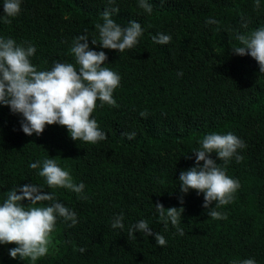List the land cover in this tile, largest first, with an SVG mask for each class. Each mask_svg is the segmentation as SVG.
Wrapping results in <instances>:
<instances>
[{
    "label": "trees",
    "instance_id": "obj_1",
    "mask_svg": "<svg viewBox=\"0 0 264 264\" xmlns=\"http://www.w3.org/2000/svg\"><path fill=\"white\" fill-rule=\"evenodd\" d=\"M147 2L151 14L139 0H22L17 16L0 18V38L36 48L30 60L37 70L57 62L78 68L73 43L80 35L99 43L96 24L108 8L117 9L112 18L121 26L135 20L143 28L138 43L123 53L89 41L121 78L113 92L116 106L98 100L92 113L105 140L74 141L59 124L28 136L22 116L0 104V204L12 189L37 184L75 212V225L57 218L49 252L35 264H239L249 258L264 264V72L250 55L231 54L238 33L264 27V0L259 9L256 0ZM3 5L0 0V17ZM210 18L219 23L208 24ZM161 33L171 36L170 43L153 42ZM132 132L129 139L125 133ZM213 132L232 133L246 145L237 150L239 163L210 154L240 184L233 200L217 209L222 219L207 216L203 193L179 191L180 172L196 166L195 151ZM44 159H55L74 183L85 185L83 192L50 188L40 169L29 167ZM157 202L184 208L183 235L160 219ZM117 215L123 229L111 226ZM140 220L164 235L166 245L139 232L130 237ZM3 264L33 262L8 254Z\"/></svg>",
    "mask_w": 264,
    "mask_h": 264
},
{
    "label": "clouds",
    "instance_id": "obj_2",
    "mask_svg": "<svg viewBox=\"0 0 264 264\" xmlns=\"http://www.w3.org/2000/svg\"><path fill=\"white\" fill-rule=\"evenodd\" d=\"M21 4L22 0H4V15L0 18L17 16L21 11ZM138 6L146 13L151 14L153 11L147 0H139ZM255 7L260 8V0H256ZM116 10L106 9L102 13L103 23L96 24L99 43L95 38L89 39L87 35H80L75 39L70 51L78 68L71 63L57 62L51 70H37L30 60L36 53L34 46L29 44L25 47L18 45L12 38H0V104L22 116L20 125L24 134L31 136L35 133L39 136L46 125L59 124L67 128L74 141L95 144L107 138L106 133L99 129L96 119L92 118V113L98 100L101 106H116L113 92L119 86L121 78L105 66L108 60L106 53L90 48L89 41L103 49L123 53L135 46L143 34L141 24L135 20L130 21L126 27L118 24L112 18V12ZM207 23L219 22L210 18ZM242 26L247 28V23ZM152 39L154 43L164 45L170 43L171 36L161 33ZM236 39L239 46L233 47L231 54L250 55L258 62L260 72H264V27L247 34L238 33ZM144 115L142 112L141 116ZM125 135L131 139L135 132ZM244 147V142L232 133L207 134L200 141V148L195 151L196 166L180 172L179 191L182 194H187L189 190L203 193L202 206L212 219L226 218L217 209L233 200L240 184L238 180L230 178L210 154L215 152L221 161L235 157L239 163L242 157L237 150ZM29 167L40 169L38 175L46 179L50 188H67L78 194L85 188L83 183H74L69 171L60 167L55 159L33 162ZM42 189L37 184L21 185L9 191L0 204V243L17 245L9 249V255L14 259H29L33 264L48 254L58 217L66 222L71 221L72 225L77 223L75 212L57 202L54 193H45ZM25 200L30 202L27 207L23 203ZM43 202L52 203L44 206ZM179 202L184 204L183 195ZM155 207L160 219L165 224L170 221L183 235L179 221L184 208L166 209L160 202ZM111 226L123 229V216H115ZM137 232L154 237L156 244L160 246L167 243L164 235L153 231L146 220L133 225L128 235L135 238ZM80 251L83 252L84 249ZM239 264H256V261L249 258Z\"/></svg>",
    "mask_w": 264,
    "mask_h": 264
},
{
    "label": "rangeland",
    "instance_id": "obj_3",
    "mask_svg": "<svg viewBox=\"0 0 264 264\" xmlns=\"http://www.w3.org/2000/svg\"><path fill=\"white\" fill-rule=\"evenodd\" d=\"M56 234L53 233V240L55 239ZM15 244H3L0 243V264H3V260L8 258L9 249H12V246Z\"/></svg>",
    "mask_w": 264,
    "mask_h": 264
}]
</instances>
